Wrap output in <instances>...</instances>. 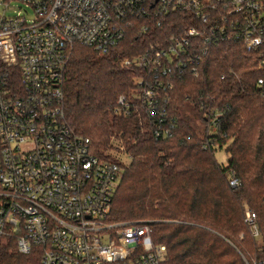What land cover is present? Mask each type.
<instances>
[{
    "label": "built area",
    "instance_id": "built-area-1",
    "mask_svg": "<svg viewBox=\"0 0 264 264\" xmlns=\"http://www.w3.org/2000/svg\"><path fill=\"white\" fill-rule=\"evenodd\" d=\"M0 12V244L19 234L17 250L42 248L39 264H162L166 247L152 239L148 221L110 220L123 166L96 155L89 137L67 122L64 71L75 45L105 53L137 24L145 33L183 13L181 34L149 42L124 68H139L135 84L151 119L155 139L171 137L168 112L173 80L195 76L212 43L241 41L256 53L264 100V0H17L31 7ZM119 95L114 113L128 114ZM218 113L210 119L217 125ZM207 144L203 145L206 148ZM237 185L235 179L230 182ZM244 220L261 243L256 213ZM264 264V261L253 262Z\"/></svg>",
    "mask_w": 264,
    "mask_h": 264
},
{
    "label": "trees",
    "instance_id": "trees-1",
    "mask_svg": "<svg viewBox=\"0 0 264 264\" xmlns=\"http://www.w3.org/2000/svg\"><path fill=\"white\" fill-rule=\"evenodd\" d=\"M189 24L187 15L175 13L143 34L135 24L105 53L75 45L64 71L65 117L77 133L90 138L99 157L112 158L107 149L129 157L128 164L121 163L123 176L108 218L148 221L153 241L166 247L162 264L262 262L264 100L257 86L262 72L256 53L236 39L210 44L196 76L186 70L173 80L168 112L174 129L171 137L160 139L154 137L142 99L135 96L142 70L120 64L149 42L181 34ZM119 95L128 100V114L113 111ZM214 113L219 115L212 126ZM217 149L225 150V164L215 157ZM244 202L256 213L260 244L244 220ZM18 236H6L0 244V264H39L41 246L21 253Z\"/></svg>",
    "mask_w": 264,
    "mask_h": 264
},
{
    "label": "rangeland",
    "instance_id": "rangeland-1",
    "mask_svg": "<svg viewBox=\"0 0 264 264\" xmlns=\"http://www.w3.org/2000/svg\"><path fill=\"white\" fill-rule=\"evenodd\" d=\"M6 2L7 1L4 0V3H6ZM8 2H9V5H10V8L6 9V11H5V15L6 16L15 15V13L18 12V11H20L21 13H23L26 10L27 11L26 16L29 19L33 17V11L31 9V7L26 6L24 3L20 2V1H17V0H8ZM3 9H4V4L1 3V0H0V12H2ZM112 144H114V146H116L118 144V142L116 140H113L112 141ZM105 153L111 155L112 158L115 157L120 163H122V165H126V164L129 163V157L122 150L107 149V150H105ZM215 157L217 158V160L220 163L225 164V161H226V153H225V150L224 149H217L215 151ZM245 205H248L250 207V205L247 202H244L242 204V212H243V215H244V206ZM5 241H6V236H2L1 243H4ZM243 260H245V259L243 258Z\"/></svg>",
    "mask_w": 264,
    "mask_h": 264
}]
</instances>
